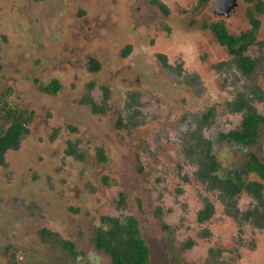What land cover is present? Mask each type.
I'll return each instance as SVG.
<instances>
[{
	"label": "rangeland",
	"instance_id": "1",
	"mask_svg": "<svg viewBox=\"0 0 264 264\" xmlns=\"http://www.w3.org/2000/svg\"><path fill=\"white\" fill-rule=\"evenodd\" d=\"M235 3L224 17L214 0H0V126L9 107L25 112L28 130L0 167V264H110L96 230L129 215L149 264H264V208L199 175L202 140L220 179L248 153L264 163V125L253 146L218 139L239 129V95L256 91L251 104L264 115V15L246 51L249 76L203 28L247 30L253 4ZM52 80L59 90L44 92ZM206 203L213 212L201 222ZM42 228L76 255L42 243Z\"/></svg>",
	"mask_w": 264,
	"mask_h": 264
},
{
	"label": "trees",
	"instance_id": "2",
	"mask_svg": "<svg viewBox=\"0 0 264 264\" xmlns=\"http://www.w3.org/2000/svg\"><path fill=\"white\" fill-rule=\"evenodd\" d=\"M208 0H199V4L203 5ZM246 3L253 4V8L248 10L247 18L250 29L240 33L238 36H232L228 33L223 21H215L211 24H204L203 28L208 29L215 37L217 43L227 50L228 54L233 57V63L236 68L244 75H251L256 68V62L250 59L245 52L248 47L255 42L256 33L260 27V21L256 15H264V0H244ZM1 69V64H0ZM59 86L56 81H52L45 91L52 90L53 93L58 91ZM257 92H252L256 97ZM244 100H237L236 105L242 112V121L240 129L228 134H221L220 139H229L230 141L250 146L256 143L259 136V126L264 124V115L257 113L251 105V98L244 96ZM257 98H261L260 96ZM253 99V98H252ZM4 121L8 123L7 127L0 126V166L4 165V154L7 150H17L21 136L26 133L23 112L16 109L4 108ZM211 116L209 110L203 116V120H208ZM200 179L207 182L211 189H219L228 197H233L245 191L257 200L259 206L264 208V200L262 194V184L260 182L245 183L242 176L247 174H255L260 180H264V163L253 154L249 153L241 170H229L223 179L212 175L220 166L212 158L206 159L200 163ZM211 185V186H210ZM124 195L119 194V202H124ZM204 216L200 219L209 217L213 210L208 206L204 211ZM103 223L106 229L97 228L95 233L94 245L96 248L102 249L110 257V264H149V251L140 237L136 219L129 215L123 219L118 217H104ZM262 222L264 223V217ZM264 226V225H262ZM45 230L40 231V236L44 242L49 241ZM69 255L75 256L73 244L61 239L52 240Z\"/></svg>",
	"mask_w": 264,
	"mask_h": 264
},
{
	"label": "flooded vegetation",
	"instance_id": "3",
	"mask_svg": "<svg viewBox=\"0 0 264 264\" xmlns=\"http://www.w3.org/2000/svg\"><path fill=\"white\" fill-rule=\"evenodd\" d=\"M157 5H158V8L159 9H161L162 10V5L161 4H159V3H156ZM214 11H215V5H214ZM230 13V12H229ZM229 15V14H228ZM258 19V18H257ZM259 20V19H258ZM221 21V20H220ZM224 23V22H223ZM225 25V24H224ZM226 27V26H225ZM260 28V27H259ZM227 29V28H226ZM250 29V27L247 29V30H249ZM208 30V29H207ZM247 30H245V31H247ZM228 31V30H227ZM245 31H242V32H245ZM259 31V30H258ZM257 31V32H258ZM242 32H240V33H242ZM229 33V32H228ZM239 33V34H240ZM230 34V33H229ZM238 34V35H239ZM213 35V34H212ZM230 35H232V34H230ZM238 35H232V36H238ZM214 36V35H213ZM215 38V37H214ZM256 38H257V33H256ZM256 38H255V42L252 44V45H254L255 43H256ZM216 40V39H215ZM217 42V41H216ZM252 45H250V46H252ZM221 46V45H220ZM249 46V47H250ZM223 47V46H222ZM248 47V48H249ZM225 48V47H224ZM248 50V49H247ZM126 51H129V49L127 48L125 51H124V53H126ZM227 51V50H226ZM228 53V52H227ZM229 55V54H228ZM245 55H246V52H245ZM229 56H231V55H229ZM232 57V56H231ZM249 57V56H248ZM250 58V57H249ZM251 59V58H250ZM253 60V59H252ZM232 61H233V57H232ZM166 64V63H165ZM86 66H87V68H89V70H94V71H97L98 70V64H96V62H94L93 60H88L87 61V63H86ZM236 67V66H235ZM238 70V69H237ZM244 75V74H243ZM246 76H249V75H246ZM52 81H56V80H52ZM52 81H50L46 86H43L42 88H46ZM57 82V81H56ZM57 84H58V86H59V88H60V85H59V83L57 82ZM59 90V89H58ZM44 92H46V93H52V94H55V93H57V91L55 92V93H53V92H50V91H45L44 90ZM239 93H243V92H239ZM240 97H238L236 100H234V104H236V102H237V100H244L245 99V97L244 96H246V95H243V96H241V95H239ZM244 97V98H243ZM251 98V102H252V98H253V95H252V92L250 93V94H248V97L246 98V99H248V98ZM250 102V103H251ZM252 105V104H251ZM253 107V106H252ZM7 108H9V107H7ZM11 109H13V108H11ZM93 109H94V106H93ZM256 110V109H255ZM19 111V110H18ZM211 111V110H210ZM238 111H240L239 110V108H238ZM20 112H22V111H20ZM241 112V111H240ZM258 113V112H257ZM23 114H25V112L23 113ZM29 114V113H28ZM207 114V113H206ZM211 114H212V112H211ZM204 116V115H203ZM210 118V117H209ZM208 118V119H209ZM203 119V118H202ZM206 121V120H205ZM241 121H242V118H241ZM27 123V122H26ZM26 123H25V129H26V133L24 134V135H22L21 136V139H20V141H19V146H20V142H21V140H22V138L28 133V130H27V127H26ZM240 125H241V122H240ZM240 125H239V129H240ZM262 125H264V124H260V126H259V136H260V132H261V126ZM238 129V130H239ZM238 130H235V131H238ZM231 132H233V131H231ZM230 133V132H229ZM226 134H228V133H226ZM259 136H258V138H259ZM220 137H221V134L219 135V140L220 141H228V142H232V141H230L229 139H224V140H221L220 139ZM258 138H257V140H258ZM257 140H256V143H257ZM232 143H234V142H232ZM255 143V144H256ZM235 144H237V143H235ZM254 144V145H255ZM198 145H200V147H201V150L198 152L199 154V156L201 157V156H203L204 158H203V160L204 161H206V159H208V158H212L216 163H218L216 160H215V158L212 156V154H211V152H210V147H209V143L208 142H206V141H204V140H202L201 141V143L199 144L198 143ZM237 145H240V144H237ZM204 146V147H203ZM241 146H243V145H241ZM250 146H253V145H250ZM18 150V149H17ZM7 151H15V150H7ZM6 151V152H7ZM6 152H5V154H6ZM263 152H264V144H263ZM66 153H67V155H69V156H74L75 155V149L73 148V146H69V148L66 150ZM5 154H4V156H5ZM249 154V153H248ZM251 154H253V153H251ZM253 155H255V154H253ZM256 156V155H255ZM257 157V156H256ZM258 158V157H257ZM199 159V158H198ZM202 159V158H201ZM259 159V158H258ZM260 162H262V161H260ZM200 163H202V161H200ZM263 163V162H262ZM4 164H5V158H4ZM219 164V166H220V168H221V165H220V163H218ZM200 165V164H199ZM0 167H2V166H0ZM220 168L218 169V170H220ZM217 170V171H218ZM216 171V172H217ZM229 170H227L226 172H225V174L228 172ZM233 171V170H232ZM199 172H200V169H199ZM215 173V172H214ZM213 173V174H214ZM212 174V175H213ZM199 175H200V173H199ZM201 176V175H200ZM225 177V176H224ZM223 179V178H222ZM261 181H263V180H260L259 179V181H255V182H260L261 184H262V182ZM215 189V188H214ZM262 190H263V184H262ZM251 195V194H250ZM124 201H125V199H124ZM208 206H211V208H212V210H213V207H212V205L210 204V203H206V205H205V208L202 210V211H200L199 212V214H198V218H199V221H201V222H203V221H205V220H207L208 218H210V216L209 217H207L206 219H200L201 217H203L204 215L203 214H205V210H206V208L208 207ZM132 216V215H131ZM247 216H248V214H247ZM137 221V220H136ZM42 230H45L46 231V233H47V238H48V240L49 241H46V242H44L43 240H42V238H41V236H40V231H42ZM38 235H39V238H40V240H41V242L42 243H48V242H53L52 240H56V238H57V236H56V234L55 233H52V232H50L49 230H47V229H44V228H42V229H40V230H38ZM65 241V240H64ZM67 242H69V241H67ZM54 243V242H53ZM71 243V242H70ZM56 244V243H55ZM73 257V256H72Z\"/></svg>",
	"mask_w": 264,
	"mask_h": 264
},
{
	"label": "water",
	"instance_id": "4",
	"mask_svg": "<svg viewBox=\"0 0 264 264\" xmlns=\"http://www.w3.org/2000/svg\"><path fill=\"white\" fill-rule=\"evenodd\" d=\"M235 4V0H214V5L216 7L215 12L219 15L227 17Z\"/></svg>",
	"mask_w": 264,
	"mask_h": 264
},
{
	"label": "bare ground",
	"instance_id": "5",
	"mask_svg": "<svg viewBox=\"0 0 264 264\" xmlns=\"http://www.w3.org/2000/svg\"><path fill=\"white\" fill-rule=\"evenodd\" d=\"M218 8V7H217ZM215 9H216V7H215Z\"/></svg>",
	"mask_w": 264,
	"mask_h": 264
}]
</instances>
